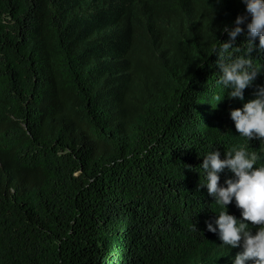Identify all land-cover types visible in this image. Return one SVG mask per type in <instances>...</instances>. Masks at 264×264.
Instances as JSON below:
<instances>
[{
  "label": "trees",
  "instance_id": "trees-1",
  "mask_svg": "<svg viewBox=\"0 0 264 264\" xmlns=\"http://www.w3.org/2000/svg\"><path fill=\"white\" fill-rule=\"evenodd\" d=\"M238 14L241 0H0V264H232L182 165L242 142L228 110L254 86L216 104L211 51Z\"/></svg>",
  "mask_w": 264,
  "mask_h": 264
},
{
  "label": "clouds",
  "instance_id": "clouds-1",
  "mask_svg": "<svg viewBox=\"0 0 264 264\" xmlns=\"http://www.w3.org/2000/svg\"><path fill=\"white\" fill-rule=\"evenodd\" d=\"M241 2L246 14L236 15L231 27H223L229 39H216L219 43L211 51L218 56L216 64L221 74L215 83L223 94H214L216 104L225 95L229 100L245 101L244 90L254 86L253 98L243 102L242 107L228 110L242 142L226 148L223 159L219 149L197 152L203 157L202 163L195 168L183 164L182 168L199 174L197 189L206 188L218 206L214 223L206 219L205 228L218 237L221 248L239 249L231 258L232 264H264V163H260V152L250 147L254 139L264 145V84H255L264 73V65L252 55L254 51L264 52V0ZM242 33L245 41L235 46ZM225 170L231 175L221 184L220 174ZM230 204L239 210V216L229 212ZM193 228L197 230L195 225Z\"/></svg>",
  "mask_w": 264,
  "mask_h": 264
}]
</instances>
